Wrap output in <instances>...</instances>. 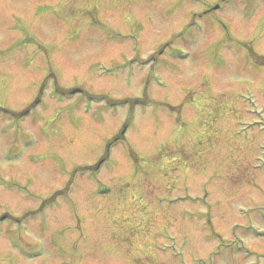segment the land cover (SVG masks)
<instances>
[{"label": "rangeland", "instance_id": "1", "mask_svg": "<svg viewBox=\"0 0 264 264\" xmlns=\"http://www.w3.org/2000/svg\"><path fill=\"white\" fill-rule=\"evenodd\" d=\"M0 109V264H264V0H0Z\"/></svg>", "mask_w": 264, "mask_h": 264}]
</instances>
